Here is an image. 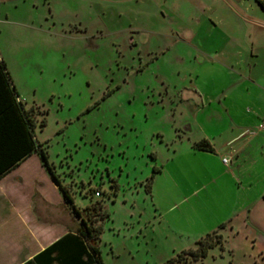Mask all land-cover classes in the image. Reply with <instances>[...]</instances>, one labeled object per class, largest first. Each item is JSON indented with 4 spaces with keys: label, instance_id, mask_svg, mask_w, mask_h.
Instances as JSON below:
<instances>
[{
    "label": "rangeland",
    "instance_id": "rangeland-1",
    "mask_svg": "<svg viewBox=\"0 0 264 264\" xmlns=\"http://www.w3.org/2000/svg\"><path fill=\"white\" fill-rule=\"evenodd\" d=\"M197 1L0 0V54L35 109L49 162L78 206L98 200L109 212L100 243L105 264H162L216 230L223 246L180 264H264V201L250 215L230 216L264 187L259 140L231 168L242 189L227 177L209 181L202 160L186 153L184 120L194 114L180 98L190 94L182 86L191 63L167 16L196 17ZM36 160L22 169L40 181L33 200L42 188L59 195ZM62 217L41 221L66 226Z\"/></svg>",
    "mask_w": 264,
    "mask_h": 264
},
{
    "label": "crops",
    "instance_id": "crops-1",
    "mask_svg": "<svg viewBox=\"0 0 264 264\" xmlns=\"http://www.w3.org/2000/svg\"><path fill=\"white\" fill-rule=\"evenodd\" d=\"M263 3L264 0L258 4L252 0H213L208 4L198 0L196 6L201 10L196 17L187 19L173 11L167 16L174 42L183 49L187 47L186 56L190 57L191 63L182 86V91L190 94L180 98L181 102L189 103L190 110L187 111L194 114L191 119L184 120L190 136L186 153L206 164L200 168L207 170L205 174L201 172L207 174L209 181L227 177L233 185H238V189H242L240 180L231 168L248 160L246 152L257 140L258 147L264 150V130L261 128L264 120ZM171 48L167 46L164 53ZM246 105H251L252 109ZM201 140H207L212 151L195 148V142ZM31 157L39 159L36 161L41 170L46 168L35 152L0 179V264H86L87 255L77 257L80 240L73 236L64 238L70 233L67 226H49L41 221L52 215L45 213L50 206L59 207L65 200L51 175L59 195L52 196L42 188L38 189L39 194L41 200L47 201V206L44 200L40 204L33 200L39 180L34 182L29 178L33 175L22 171ZM225 157L230 159L228 164L223 160ZM216 160L220 169L214 168ZM30 183L32 193L29 194ZM245 189L247 192L249 187ZM263 201L264 187L254 202L249 201L242 207L235 205L230 216L250 215L255 207L261 208L257 206ZM30 218L35 223H29ZM39 218H42L41 222ZM231 221L235 227V220ZM54 244L56 246L50 248Z\"/></svg>",
    "mask_w": 264,
    "mask_h": 264
},
{
    "label": "trees",
    "instance_id": "trees-1",
    "mask_svg": "<svg viewBox=\"0 0 264 264\" xmlns=\"http://www.w3.org/2000/svg\"><path fill=\"white\" fill-rule=\"evenodd\" d=\"M38 124L34 107L27 108L25 105L14 84L8 65L0 54V179L28 156L35 152L38 153L51 177L59 185L65 200V207L60 205L59 207L51 208L50 206L45 213L50 212L52 215L45 217L63 214L62 218L64 220L62 221L66 223L65 225L70 230V233L64 238L73 236L76 240H80V243L78 242L77 244V257L85 254L88 256L86 264H105L101 254L100 243L105 221L110 217L109 212L105 209L104 203L98 200L85 207H80L76 204L75 197L56 173L54 164L49 162L47 148L37 137L36 128ZM41 125H46V119L41 121ZM194 147L212 151V147L207 140L195 142ZM156 170L158 171L159 168H156ZM154 177L153 174L148 178V191L151 189ZM95 193L97 195L101 191L96 190ZM41 197L38 194L34 199L38 204L44 200L47 206V201L43 198L41 200ZM59 219H55V221L60 223ZM223 241L224 235L217 230L213 231L196 242L198 244L197 248L184 249L162 264L187 263L186 255H191L195 260L206 258L209 250L218 244L223 246ZM56 244L50 248H53Z\"/></svg>",
    "mask_w": 264,
    "mask_h": 264
},
{
    "label": "built area",
    "instance_id": "built-area-1",
    "mask_svg": "<svg viewBox=\"0 0 264 264\" xmlns=\"http://www.w3.org/2000/svg\"><path fill=\"white\" fill-rule=\"evenodd\" d=\"M259 1H263V0H259ZM261 128L264 130V120H263V122H262V124H261ZM223 160H224V162H225L226 164H228L229 161H230V159L227 158V157L223 158ZM98 194H99V193H98Z\"/></svg>",
    "mask_w": 264,
    "mask_h": 264
}]
</instances>
